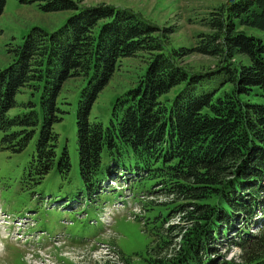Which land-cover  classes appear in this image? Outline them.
I'll use <instances>...</instances> for the list:
<instances>
[{"label":"trees","instance_id":"1","mask_svg":"<svg viewBox=\"0 0 264 264\" xmlns=\"http://www.w3.org/2000/svg\"><path fill=\"white\" fill-rule=\"evenodd\" d=\"M16 1L71 13L54 31L29 29L0 70V150L18 154L32 142L23 178L38 183L53 166L67 175L68 154L56 153L52 126L62 120L63 84L77 79L83 86L75 143L86 194L121 180L133 199L139 193L167 199L149 222L157 232L148 264H233L225 259L230 248L239 264H264V0H227L208 11L190 48H170L169 28L127 9ZM192 54L212 59L213 68L182 67ZM139 55L144 72L115 98L107 125L90 120L120 61ZM24 90L28 98L17 102ZM175 216L179 224L164 228Z\"/></svg>","mask_w":264,"mask_h":264},{"label":"rangeland","instance_id":"2","mask_svg":"<svg viewBox=\"0 0 264 264\" xmlns=\"http://www.w3.org/2000/svg\"><path fill=\"white\" fill-rule=\"evenodd\" d=\"M74 1L81 6L101 4L127 9L158 29L169 28L172 32L167 36L170 48L192 47L196 35L205 30L200 27V19L227 2ZM70 14L68 11L44 13L37 4L5 0L0 14V70L11 62L9 50L22 42L29 29L37 27L54 31ZM261 38L264 40L263 36ZM180 64L188 71H203L212 69L214 61L192 54ZM144 69L145 63L140 55L121 60L118 70L97 94L89 119L107 125L115 98L133 87ZM82 86L77 79L68 80L57 98L62 120L53 124L52 130L57 135L56 153L65 148L68 154L70 169L65 177L53 166L38 183L23 178L32 142L18 154L0 150V236L5 237L1 244L0 264H148V250L154 241L153 234L157 232L152 230L149 222L153 215L164 211L161 204L167 203V199L160 193H139L133 199L121 180L113 183L106 180L97 194H86L78 175L75 143V106ZM176 89L173 88L167 97L172 98ZM22 92L16 95L17 102L28 98L27 91ZM15 112L16 108L11 109L9 115ZM178 220L175 216L163 226L179 224ZM238 253L236 248L227 249L225 259L239 264Z\"/></svg>","mask_w":264,"mask_h":264},{"label":"bare ground","instance_id":"3","mask_svg":"<svg viewBox=\"0 0 264 264\" xmlns=\"http://www.w3.org/2000/svg\"><path fill=\"white\" fill-rule=\"evenodd\" d=\"M131 188V187H130Z\"/></svg>","mask_w":264,"mask_h":264}]
</instances>
